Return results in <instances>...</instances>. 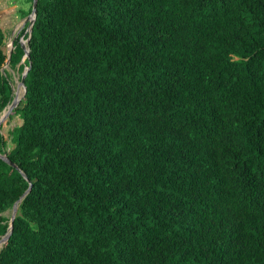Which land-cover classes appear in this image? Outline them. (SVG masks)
I'll list each match as a JSON object with an SVG mask.
<instances>
[{"label": "trees", "instance_id": "trees-1", "mask_svg": "<svg viewBox=\"0 0 264 264\" xmlns=\"http://www.w3.org/2000/svg\"><path fill=\"white\" fill-rule=\"evenodd\" d=\"M27 35L0 264H264V0H36Z\"/></svg>", "mask_w": 264, "mask_h": 264}, {"label": "rangeland", "instance_id": "rangeland-1", "mask_svg": "<svg viewBox=\"0 0 264 264\" xmlns=\"http://www.w3.org/2000/svg\"><path fill=\"white\" fill-rule=\"evenodd\" d=\"M30 1L0 0V27L5 30L4 32H5V41H6V46H5L6 51H7V47L8 49L10 47V39L13 36L12 34L14 33L15 28L20 24L21 10L24 9L26 10L30 4ZM10 11H12L11 14ZM23 38L25 37L23 36ZM1 68L6 70L10 77L12 92L17 91L18 95H20L22 92V87L21 85H18V79L21 71L19 72L17 65L9 67L8 62L5 61L3 62ZM5 118L1 121L0 130L3 134L7 135V130L11 128L13 125L18 124L20 118L16 113H13L9 118L8 117L6 119ZM4 213L5 214L10 213V209L5 210Z\"/></svg>", "mask_w": 264, "mask_h": 264}, {"label": "water", "instance_id": "water-1", "mask_svg": "<svg viewBox=\"0 0 264 264\" xmlns=\"http://www.w3.org/2000/svg\"><path fill=\"white\" fill-rule=\"evenodd\" d=\"M35 13H36V0H31L30 10L23 17V20L26 21V27L28 28V30H30L31 24H32V22L34 20V17H35ZM18 40L20 42V47L23 50V54H22V56L20 58V61H22L24 57H28V46L26 45L27 40H28V35L25 38H22V39L19 38ZM11 50H12V46L9 48V50L7 52V56H6V59H5L6 62H8V58H9V55L11 53ZM29 65H30L29 61L27 62V64H24L23 68H22V70L20 72V75H19L18 85H21L22 92H21L20 95H16L17 91L13 92V95H12V98H11L10 102L5 106V108L0 113V123L9 114L11 109L16 106L18 100L20 99V97L24 93L25 85L23 83V79H24L25 73H26ZM0 157L3 160H5L6 162L10 163L12 166L16 167V165L13 162H11L6 157V155L4 153H0ZM21 174L25 177L24 173L21 172ZM29 186L30 185L28 184L26 189H24V191L19 195V197L12 203V205L10 207V213H9V217H8L7 229L2 235H0V245L6 240L8 234L10 232L11 222H12L13 216H14V214L16 212L17 202L19 201L21 196H23L26 193V191L29 189Z\"/></svg>", "mask_w": 264, "mask_h": 264}, {"label": "flooded vegetation", "instance_id": "flooded-vegetation-1", "mask_svg": "<svg viewBox=\"0 0 264 264\" xmlns=\"http://www.w3.org/2000/svg\"><path fill=\"white\" fill-rule=\"evenodd\" d=\"M12 13V11H10V14ZM9 14V15H10ZM26 15V14H25ZM24 15V16H25ZM24 16H22L21 17V20H20V24L15 28V30H14V33L12 34L13 36H12V38L10 39V47L12 46V48H13V39L15 38V37H17V42L19 43V45H20V42H19V38L20 39H22L23 38V36H24V32H25V30H26V27H25V29H24V31L23 32H21V28L26 24V21H24L23 20V17ZM9 19H10V16H9ZM12 20V19H11ZM12 28V27H11ZM10 28V29H11ZM5 46H6V41H5ZM9 47V48H10ZM6 50V49H5ZM8 47H7V52H8ZM5 62V61H4Z\"/></svg>", "mask_w": 264, "mask_h": 264}, {"label": "bare ground", "instance_id": "bare-ground-1", "mask_svg": "<svg viewBox=\"0 0 264 264\" xmlns=\"http://www.w3.org/2000/svg\"><path fill=\"white\" fill-rule=\"evenodd\" d=\"M16 94H17V92H16Z\"/></svg>", "mask_w": 264, "mask_h": 264}, {"label": "clouds", "instance_id": "clouds-1", "mask_svg": "<svg viewBox=\"0 0 264 264\" xmlns=\"http://www.w3.org/2000/svg\"><path fill=\"white\" fill-rule=\"evenodd\" d=\"M28 29V28H27Z\"/></svg>", "mask_w": 264, "mask_h": 264}]
</instances>
